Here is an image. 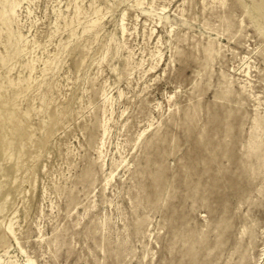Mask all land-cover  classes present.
<instances>
[{
  "label": "rangeland",
  "instance_id": "obj_1",
  "mask_svg": "<svg viewBox=\"0 0 264 264\" xmlns=\"http://www.w3.org/2000/svg\"><path fill=\"white\" fill-rule=\"evenodd\" d=\"M263 131L264 0H0V264H264Z\"/></svg>",
  "mask_w": 264,
  "mask_h": 264
},
{
  "label": "bare ground",
  "instance_id": "obj_2",
  "mask_svg": "<svg viewBox=\"0 0 264 264\" xmlns=\"http://www.w3.org/2000/svg\"><path fill=\"white\" fill-rule=\"evenodd\" d=\"M7 36H8V35H7ZM255 128H256V129H260V128H261V124H260L259 121H256V123H255ZM256 129H255V130H256ZM263 134H264V131H263ZM259 135H261V133H260ZM257 139H258V138H257ZM257 139H256V140H257ZM257 142H258V141H257ZM258 145H259V144H258ZM260 146H261V145H260ZM260 146H259V147H260ZM256 150H257V149H256ZM252 153H253V152H252Z\"/></svg>",
  "mask_w": 264,
  "mask_h": 264
}]
</instances>
